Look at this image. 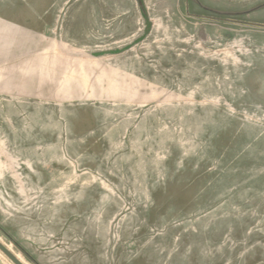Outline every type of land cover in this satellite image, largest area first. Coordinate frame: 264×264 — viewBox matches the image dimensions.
Instances as JSON below:
<instances>
[{
  "label": "rangeland",
  "instance_id": "rangeland-1",
  "mask_svg": "<svg viewBox=\"0 0 264 264\" xmlns=\"http://www.w3.org/2000/svg\"><path fill=\"white\" fill-rule=\"evenodd\" d=\"M0 241L264 264V0H0Z\"/></svg>",
  "mask_w": 264,
  "mask_h": 264
},
{
  "label": "water",
  "instance_id": "water-1",
  "mask_svg": "<svg viewBox=\"0 0 264 264\" xmlns=\"http://www.w3.org/2000/svg\"><path fill=\"white\" fill-rule=\"evenodd\" d=\"M0 250L5 253L15 264H24L11 250L0 241Z\"/></svg>",
  "mask_w": 264,
  "mask_h": 264
}]
</instances>
